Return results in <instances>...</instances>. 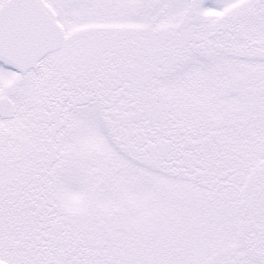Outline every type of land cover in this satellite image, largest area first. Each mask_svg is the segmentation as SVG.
<instances>
[{"label": "snow or ice", "instance_id": "snow-or-ice-1", "mask_svg": "<svg viewBox=\"0 0 264 264\" xmlns=\"http://www.w3.org/2000/svg\"><path fill=\"white\" fill-rule=\"evenodd\" d=\"M0 264H264V0H0Z\"/></svg>", "mask_w": 264, "mask_h": 264}]
</instances>
